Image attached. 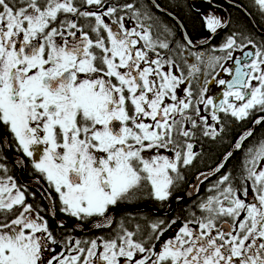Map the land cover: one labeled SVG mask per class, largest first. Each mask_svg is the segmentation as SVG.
Instances as JSON below:
<instances>
[{"label":"snow or ice","instance_id":"obj_1","mask_svg":"<svg viewBox=\"0 0 264 264\" xmlns=\"http://www.w3.org/2000/svg\"><path fill=\"white\" fill-rule=\"evenodd\" d=\"M252 2L264 13V0ZM153 18L143 0H0V142L7 135L32 158L59 212L100 218L97 228L139 192L169 200L199 156L195 146L225 132L224 118L264 124V40L232 32L211 54L192 52L197 63L185 60V74L158 49L182 56L191 40L185 34L171 48L172 30L154 35L145 23ZM205 24L213 34L225 26L216 15ZM200 65L230 76L212 75L224 86L219 102L207 95L210 73L202 82L196 75ZM253 135L246 130L233 150ZM233 155L196 177V191L217 177L194 205L199 215L151 222L147 234L121 222L110 236L85 240H58L0 162V264H264V137L236 175L225 171Z\"/></svg>","mask_w":264,"mask_h":264},{"label":"flooded vegetation","instance_id":"obj_2","mask_svg":"<svg viewBox=\"0 0 264 264\" xmlns=\"http://www.w3.org/2000/svg\"><path fill=\"white\" fill-rule=\"evenodd\" d=\"M185 4L183 6H187L193 11H195L196 15L201 21L202 27L200 30L195 32V38L192 39L189 36V39L191 40V46H187V50L184 52L182 56L177 55V51L174 52H168L167 50H160L158 51L161 52L163 55H172L173 57L176 58L177 62L181 64V66L184 68L185 74H187V64L184 63L185 60H187L189 63H197L195 60V57L191 55L192 52L195 53H205V54H211L213 48H218L224 41L225 37L232 32H238V33H244L245 34V29L241 28L239 25L238 20H235L236 26L239 28H234V23H232V14H235L236 11L234 10H240L236 8L237 3L241 4L244 6H249L253 9V14L256 17L257 23L263 28V31L260 30V28L256 27L254 25V29L256 30L254 34H250V36L256 40L257 42L264 40V13H262L257 6L252 2V0H195V2H190L189 0H184ZM112 3H123L125 1L123 0H111ZM152 2H154L152 0ZM156 3V2H154ZM208 4L211 6L209 7ZM203 8L205 12H203ZM241 11V10H240ZM221 12V13H220ZM242 12V11H241ZM224 13V18L221 17L220 15ZM244 14V12H243ZM208 15H216L222 19V22L224 23V27L220 28L217 30L215 34L211 33L205 24V17ZM180 21V20H179ZM250 21V20H249ZM181 22V21H180ZM251 22V21H250ZM145 23H150L153 25V34L155 35L156 33L163 32V28H161L162 24H167V21L163 19H153L152 21H145ZM129 26H131V22L129 23ZM170 26V25H169ZM176 27L178 25L176 24ZM179 29V27H178ZM180 31V29H179ZM181 33V31H180ZM203 34V35H200ZM200 35L197 37V35ZM208 34L209 36L207 38H204ZM181 35V34H180ZM163 36V35H162ZM182 39L181 42L183 43V35H181ZM203 37V38H202ZM172 39L168 38L170 40V47L175 49L176 48V41L178 38L176 37H171ZM215 55H224L221 52H215ZM234 57L240 56L241 52L239 50L235 51L233 53ZM230 66H234V61L230 60ZM222 63H225V61H222ZM201 67V72L197 73L196 75L199 77L200 81L202 82L204 79V73L208 72L210 75L208 76L209 84V92L207 95H210L213 97L215 102H219V99H222V93L224 91V86H219V90L216 92L215 87L216 83L212 82V75H217V78H223V76H227V79H230V76L223 72H218L219 69L217 68L215 71H213L211 68H205L203 65H200ZM221 117L223 118V114H220ZM256 116L260 115L259 113L255 114ZM253 121L252 119H247L243 122H236L230 118H224V127H225V132L222 134L220 139L216 142H212L208 139H204L202 141V146L201 144H197L195 146V151L199 153L198 158L194 161L193 165L190 166L189 168L184 170V176L185 179L181 182L178 183V185L173 188L172 190V196L170 197L169 200L167 201H157L153 198H151L147 191H142L137 194V196L127 202H123L117 206H114L112 209H110L109 215L113 214L114 215V221L113 224L110 227H107L105 229H100L98 232H86L84 233L86 229L89 228L91 223L94 221L100 219V218H87L85 220H77L74 217H70L65 213H61L58 210V204L56 201L52 200L50 197L54 196V193L50 191L49 186L46 181L40 179L37 174H35L32 170L30 160L32 158L25 157L13 144L9 146V138L7 135H5L4 140L0 143L3 144V147L0 148V162H2L6 168L8 169V174L11 175L18 186H20L21 190L26 193L27 196V202L29 204H32L34 207L37 208L39 211L40 209H44V211L41 212V215L45 216V218L48 220V223L51 227V224L55 225V228L51 229L53 230L54 234L56 235L57 239H64L67 236H71L74 239H91L95 238L98 236H104L106 235L107 237L110 236L114 229L119 226L121 222H127L128 220H143V218L147 215L144 213V211H149L150 214L153 216L152 218H148L147 221H144L146 223V233L147 234L150 229L148 225L151 222L157 221V220H166L164 217L169 215L172 211L168 214H165L168 210H170V205L174 202H179L181 201V198L177 199V197L182 196V194L185 196L188 194L189 188L193 185H196V177L201 173V172H208L211 167H215L216 164L220 161L222 158V154L226 151H231L232 150V145L234 142L239 138L240 135H242L246 130L250 129L252 127ZM263 127L264 124H260L257 128ZM256 128L254 129V135L250 137L245 144L243 145V148L241 150H237L234 153H237V156L235 160L232 159V157L227 161L226 163V169L225 171H231L234 175L238 174L242 170V165L243 161L245 159L246 155V150L249 147H254L257 145L258 141L264 137V131L263 130H258L256 131ZM219 145L223 148V151L213 159L209 158V154L214 152L213 149H211L209 146H216ZM8 152L12 157H14L15 162L11 161L8 158ZM42 152V146H40V149L37 152V156ZM167 154V153H165ZM147 155V154H146ZM236 156V155H235ZM216 176H212L209 180L204 181L202 184L199 185V191H197L195 194L192 196H188L187 198H183L184 200L189 199H196L195 203L200 202L204 199H206L207 195L211 194L207 190L210 188V185L213 181L216 180ZM28 182V184H27ZM40 185L44 192L42 190H38L35 187L30 186L31 184L35 185ZM30 184V185H29ZM39 187V186H37ZM177 190L180 191L177 194ZM34 191V192H33ZM176 195V196H175ZM251 195V193H250ZM170 201V202H169ZM146 202V203H143ZM139 204H146L150 208L143 209V211H132L129 209L122 210V207H128L129 206H136ZM192 205L188 209H184V215L179 217L178 214H174L171 218L167 219V221H171L172 219H177L179 222H183L184 218L188 216L189 211H195L196 214H200V210L197 207H194L193 202L191 203ZM144 207V206H142ZM195 208V210H194ZM52 210L54 215L52 214ZM142 218V219H141ZM141 222V221H140ZM139 222V225H140ZM148 222V224H147ZM61 223H64V226L61 227L59 226ZM82 225L84 228L76 225V224ZM59 224V225H58ZM128 227V226H127ZM144 227V225H143ZM179 227V223L173 227L172 230L167 231L164 236L162 237V240H166L172 235H169L173 232H175V229ZM129 228V227H128ZM136 228H133L131 230H135ZM79 230L80 233H82L80 236H73V232ZM78 231V232H79ZM89 233V234H88ZM86 234V235H83ZM159 243L157 242V247H159ZM56 248H59L57 246ZM60 251V249H59Z\"/></svg>","mask_w":264,"mask_h":264},{"label":"trees","instance_id":"obj_3","mask_svg":"<svg viewBox=\"0 0 264 264\" xmlns=\"http://www.w3.org/2000/svg\"><path fill=\"white\" fill-rule=\"evenodd\" d=\"M123 1H125V0H123ZM153 1L156 3H159L160 8L162 10L167 11L168 13L174 15L177 19H179L181 21L183 27L185 28L187 35L190 38L194 39L196 37L194 34H195V32H197L198 30L201 29L199 27H202V24H201V21L199 18L197 21L191 17H188V15H186V12L182 8L183 4H185L184 0H153ZM143 3H145L146 5H148L151 8V12L154 14L153 19H163V20L167 21V23L170 25L169 26L167 24H162L161 28L167 27V28L171 29L172 33L174 34L171 37H176V38H178L177 41H181L182 36L180 35V31H179L178 27H176V23L172 19H170L167 15L160 13L154 7H151L152 3L149 0H143ZM237 4L238 5H236V6L243 8V10L249 15V17L245 13L243 14V12H241L240 10H234L236 12H235V14H232V17H231L232 23H234V28H236V29L238 28L235 24V20H238L240 27L246 30L245 31L246 35L254 34V32L256 31L253 28L254 25H256L257 28L259 27L260 30L263 31V28L256 21V17L252 12L253 9L249 6H246L245 4H244V6L239 4V3H237ZM200 35H203V34L200 33ZM200 35L198 34L197 37ZM171 37H169V38L172 39ZM161 38H164V36H161ZM258 130L264 131V128L263 127L256 128V131H258ZM256 131H255V133H256ZM209 147L214 150V152L209 154V158L213 157V159H214L223 151V148L219 145L209 146ZM236 157H238L237 153L236 154L234 153V155L232 156V159L235 160ZM179 192L180 191L177 190V194H176L177 196H178V194H180ZM199 193H200V191H199ZM180 197H181V201L174 202L173 206H171L172 207L171 213L164 217L166 220L171 218L174 214H178L179 217L183 216L184 215V209H188L192 205L191 203L193 202V205H194V202L196 201V199L192 200L189 198H188V200H184L182 198V197H184L183 194ZM143 203H146V202H143ZM141 205H146V204H139V205L132 206V207H138ZM129 207H131V206H129ZM194 210H195V208H194ZM195 212H196V210H195ZM144 213H146L147 215L143 218V220L133 219V220H128V221H131L130 223H128V221L126 222L129 229L136 228V225L139 224V222L141 221L140 226L143 228L144 232L146 233V231H147L146 230V223H144V221H147L148 218H152L153 216L150 214L149 211H144ZM147 224H148V222H147ZM143 225H144V227H143ZM51 227L54 229L55 225L51 224ZM96 231L98 232L99 230H96ZM80 235L81 234L79 232H76V231L73 232L74 237H76V236L78 237ZM104 236L107 237L106 235H104Z\"/></svg>","mask_w":264,"mask_h":264},{"label":"water","instance_id":"obj_4","mask_svg":"<svg viewBox=\"0 0 264 264\" xmlns=\"http://www.w3.org/2000/svg\"><path fill=\"white\" fill-rule=\"evenodd\" d=\"M152 4H155L154 2H152V0H149ZM236 8H238V9H240L242 12H244L248 17H249V15L243 10V8H241V7H239V6H236ZM156 9V8H155ZM161 9V8H160ZM157 10V9H156ZM157 11H159L160 13H163V14H165V15H167L170 19H172L177 25H178V27H179V29H180V31L182 32V34H183V36L186 34L187 35V33H186V31H185V28L183 27V25H182V23L174 16V15H172V14H170V13H168L167 11H164V10H157ZM187 37H188V35H187ZM189 38V37H188ZM189 46H191V45H189ZM259 125H255L254 123L252 124V127H251V129L254 131V129L255 128H257ZM231 151H237V150H233V148H232V150ZM9 154V153H8ZM14 162H15V159H14ZM205 173H207V172H205ZM198 182H197V180H196V184H197ZM36 189H38V190H42V192H44V190L41 188V187H35ZM197 191L193 188V186H191L190 188H189V191H188V194H186L185 196L186 197H182V198H187L188 196H192L193 194H195ZM179 198H181V197H179ZM141 206H147V205H141ZM171 206H172V204L170 205V210H168L165 214H168L170 211H171ZM125 207V206H124ZM138 207H140V206H138ZM129 208H131V209H129V210H132V208H137V207H129ZM147 208H150V207H148L147 206ZM137 211H143V209L142 210H137ZM53 215H54V213H52ZM112 215V219H113V221H114V215L113 214H110V216ZM55 216V215H54ZM98 220H96V221H94L93 223H91V225H93V224H95L96 222H97ZM61 224H63L64 225V223H61ZM60 224V225H61ZM76 224V223H75ZM59 225V224H58ZM76 225H78V226H80V227H82V228H84L85 229V227H83L82 225H79V224H76ZM91 225L89 226V228L86 230V231H83L84 233H86V232H94V231H96V230H100V229H105V228H107V227H110L111 225H105L104 227H101V228H97V227H95V225H93L92 227H91ZM79 230H77L76 232H78ZM79 233H80V231H79ZM80 234H82V233H80ZM89 234V233H88ZM83 235H86V234H83Z\"/></svg>","mask_w":264,"mask_h":264},{"label":"rangeland","instance_id":"obj_5","mask_svg":"<svg viewBox=\"0 0 264 264\" xmlns=\"http://www.w3.org/2000/svg\"><path fill=\"white\" fill-rule=\"evenodd\" d=\"M190 2H195V0H189ZM208 6L209 7H211L209 4H208ZM183 8V10L186 12V15H188V17H191V18H193V19H195V20H197L198 21V16L196 15V13H195V11H193L192 9H190L189 7H187V6H183L182 7ZM203 12H205V10H204V8H203ZM221 13V12H220ZM224 13L223 14H221L220 16L221 17H223L224 18ZM181 35H183L182 34V32L180 33ZM209 35L208 34H206L205 36H203L204 38H207ZM202 37V38H203ZM230 60H228V61H225V66H227V67H229L230 66ZM218 72H221L220 70L218 71ZM223 79H227V76H223ZM219 90V85H217L216 84V87H215V91L217 92ZM9 153V152H8ZM8 156V158L11 160V161H14V157H12L11 155H10V153L7 155ZM27 184H28V182H27ZM35 184V183H34ZM30 185V184H29ZM30 186H32V187H37V186H39V187H41L40 185H37V184H35V185H33V184H31ZM42 188V187H41ZM187 196V195H186ZM186 196H184V197H186ZM145 207V209L147 208V206H144ZM144 207H142V206H140V207H137V208H132V211H137V210H142V209H144ZM52 213H53V210H52ZM111 217H112V215H111ZM60 226V225H59ZM174 233L175 232H173V233H171V234H169V235H174ZM59 249L60 248H56V251H59Z\"/></svg>","mask_w":264,"mask_h":264},{"label":"bare ground","instance_id":"obj_6","mask_svg":"<svg viewBox=\"0 0 264 264\" xmlns=\"http://www.w3.org/2000/svg\"><path fill=\"white\" fill-rule=\"evenodd\" d=\"M126 209H131V208H128V207H122V210H126ZM144 209H145V207H144ZM93 225H95V224H93ZM93 225H91V227L93 226ZM87 230V229H86ZM85 230V231H86Z\"/></svg>","mask_w":264,"mask_h":264}]
</instances>
